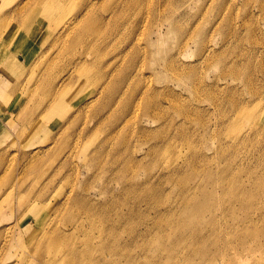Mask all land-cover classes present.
I'll use <instances>...</instances> for the list:
<instances>
[{
  "label": "rangeland",
  "instance_id": "rangeland-1",
  "mask_svg": "<svg viewBox=\"0 0 264 264\" xmlns=\"http://www.w3.org/2000/svg\"><path fill=\"white\" fill-rule=\"evenodd\" d=\"M26 1L0 0V264H264V0Z\"/></svg>",
  "mask_w": 264,
  "mask_h": 264
},
{
  "label": "bare ground",
  "instance_id": "bare-ground-1",
  "mask_svg": "<svg viewBox=\"0 0 264 264\" xmlns=\"http://www.w3.org/2000/svg\"><path fill=\"white\" fill-rule=\"evenodd\" d=\"M28 2L29 0H27L21 7H15L16 10H22L24 9L25 7L28 6ZM5 20V19H4ZM83 24V19H78L76 18L75 21H72L68 24V26H64L63 31H70V29H73L75 26H79V25H82ZM90 24V23H88ZM87 24V26H88ZM67 25V24H66ZM91 26V25H90ZM151 92V91H150ZM149 93V90L145 93V95ZM147 96V95H146ZM137 104V103H136ZM50 108V107H49ZM159 114V113H158ZM46 151V150H45ZM41 152V151H40ZM39 150H37V152L35 153V155H38L39 153ZM44 152V151H43ZM72 201H74V199H72ZM78 227V226H77ZM56 235H55V231H52V232H49V231H46V233L39 239V244L38 246L36 247V252L34 253V260L36 259V261H43V258H44V255L45 253L47 252V250L49 249V246L52 242H54L57 238H55ZM222 247L225 246V243H222L221 245ZM221 249H224V248H221ZM220 249V250H221ZM103 251H105V249H103ZM45 252V253H44ZM223 252V250H221L219 253L221 254ZM225 253V252H224ZM95 254V252H91L90 254H85V256L88 258V259H92L93 255ZM37 256V257H36ZM68 256H71V257H74L75 259V264H78L81 260V255L79 253H76L74 248H72L69 252H68ZM102 250L99 252L98 256L95 258V262L94 264H102ZM208 256H210L208 254ZM222 263V261H220ZM236 262V260H235ZM235 262H230L228 261V264H232V263H235Z\"/></svg>",
  "mask_w": 264,
  "mask_h": 264
}]
</instances>
